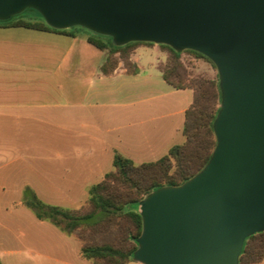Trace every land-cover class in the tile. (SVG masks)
I'll list each match as a JSON object with an SVG mask.
<instances>
[{
	"label": "water",
	"instance_id": "1",
	"mask_svg": "<svg viewBox=\"0 0 264 264\" xmlns=\"http://www.w3.org/2000/svg\"><path fill=\"white\" fill-rule=\"evenodd\" d=\"M26 10L55 30L83 27L116 47L195 51L219 73L217 144L204 168L141 202V264H240L264 232V0H0V22Z\"/></svg>",
	"mask_w": 264,
	"mask_h": 264
},
{
	"label": "crops",
	"instance_id": "2",
	"mask_svg": "<svg viewBox=\"0 0 264 264\" xmlns=\"http://www.w3.org/2000/svg\"><path fill=\"white\" fill-rule=\"evenodd\" d=\"M88 39V34L75 31L0 26V209L12 214L5 221L17 228L13 235L34 233L45 248L47 239L42 231L48 228L46 221L26 215L23 192L30 187L39 195V186L52 185L53 180L46 163L35 165L32 160H55L61 168L55 183L62 186L74 175L73 169L64 168L65 161H73L72 166L78 169L80 160L100 159L92 149L80 151L81 138L103 146L104 153L112 149V144L100 136L122 132L123 126L133 128V121L143 111L136 105L143 99L168 96L163 106L173 110L169 116L185 115L190 108L179 106L176 96L185 90H177L164 79L161 65L166 55L157 46L134 50L132 60L139 68L137 74H128L119 65L106 75L102 67L109 53ZM163 106L153 104L147 110ZM184 124L185 120L181 131ZM155 142L153 146L160 148L168 143L164 136ZM127 158L133 160L129 154ZM107 173L101 169L103 179ZM258 264H264V259Z\"/></svg>",
	"mask_w": 264,
	"mask_h": 264
},
{
	"label": "trees",
	"instance_id": "3",
	"mask_svg": "<svg viewBox=\"0 0 264 264\" xmlns=\"http://www.w3.org/2000/svg\"><path fill=\"white\" fill-rule=\"evenodd\" d=\"M0 26L26 27L41 31L71 33L67 30H55L46 23L17 20L0 23ZM89 42L100 50H107L109 55L102 67L106 75L113 73L118 64L113 57L120 51H133L141 44L134 42L124 47H116L108 39H99L89 35ZM172 63L161 66L164 79L177 90L190 89L194 92L193 103L185 112L183 135L185 141L175 145L167 155L154 162L136 164L132 159L116 153L114 169L104 179L93 185L88 204L90 211L63 209L49 206L39 199L36 192L25 189L24 204L32 209L41 221H50L56 227L81 242V255L91 264H129L134 260L138 249V238L142 234L143 221L140 202L145 195L165 186H179L201 171L210 160L216 147L214 121L220 111L221 93L216 81L190 79L180 62V54L169 46ZM197 58L210 61L201 53L188 50ZM131 59L126 62L128 74H137L139 68ZM212 62V61H210ZM135 64L130 70L128 65ZM116 227L113 243L88 244L82 238V232H104ZM264 259V232L247 238L240 264H258ZM0 264H2L0 262Z\"/></svg>",
	"mask_w": 264,
	"mask_h": 264
},
{
	"label": "rangeland",
	"instance_id": "4",
	"mask_svg": "<svg viewBox=\"0 0 264 264\" xmlns=\"http://www.w3.org/2000/svg\"><path fill=\"white\" fill-rule=\"evenodd\" d=\"M17 20L28 22L41 21L45 23L42 16L34 10H26L7 22H14ZM67 31H75L81 34L92 35L99 39H108L112 41L110 37L96 34L80 26L70 28ZM140 46H157L159 50L166 55V61L162 63L161 66L172 63V55L170 51L161 48V45L141 44ZM132 52L120 51L116 53L113 57V63L118 64V66L122 65L124 68L127 67L126 62L131 59ZM179 54L180 62L190 79L216 81L220 89L219 73L213 62L204 58H197L195 55L186 51L179 52ZM134 66L135 64H130L128 65V68L133 70ZM176 96L178 97L179 106L189 108L193 102L194 93L189 89L183 92H178ZM168 100V96L159 97L151 101L146 98L143 99L136 105V107L138 109L142 108L144 112L141 111L140 117L138 116V118L133 121V128H125L123 126L122 132L112 131L110 134H102L100 136L102 139L106 140V143L109 142L112 144L113 148L115 147L116 149L112 148L104 153V150H102L103 146L98 145L95 141L92 142L89 138H81L80 144L78 145L80 151L90 152L92 149V152L100 157V159L95 161L80 160V167L78 169L72 166V163H74L73 161H65L64 168L73 169L71 174L74 175L70 176L62 186L60 184L56 185L55 183L56 174L61 172V168L56 166L55 160H32L31 162L35 165L40 164V162L46 163L49 178H52L53 180L52 185L47 183L39 186V199L49 206L60 207L63 209H80L82 212L90 211V206L88 204L90 198L89 190L93 185L103 179L105 173L114 169L113 160L116 153L123 155L126 154L125 156L127 157L129 154V156L133 157V161L136 164H141L144 162L157 161L164 155L168 154L165 153L167 148H173L176 144L183 143L185 137L182 134L181 129L185 120V115L173 114L169 116L168 114L173 112V110L163 106L164 101ZM153 104H160V106L163 107L148 111L147 108ZM162 136H164L165 141L168 142L166 146H163L162 148L157 146L154 147L153 145L157 144L155 141L162 139ZM129 137L134 138V141L130 140ZM90 141L92 143H90ZM131 143H135L136 146H131ZM99 162L101 165H99ZM101 169L104 174H101ZM3 170L7 169L5 168ZM91 171H93L92 174ZM87 173L90 175H85ZM86 179L89 181L85 183ZM72 180H74L73 183L71 182ZM146 196L147 195H145L143 199ZM24 199L25 191L23 192V201ZM22 209L25 211L26 215H31L32 218L37 221L36 215L32 209L26 206ZM11 215L12 214L7 213L5 209H0V261L3 264H91L81 255V242L56 227L50 221H46L45 225L48 227L47 230L42 231V236H45L46 234V248L43 244L42 246L39 245L37 235L34 233L31 235H13V231L17 230V228L6 223L7 220L5 221V219L10 218ZM116 230V227L111 226L109 230L105 229L104 232L85 231L82 232V238L88 244H101L103 242L113 243L116 238ZM13 250L18 251L17 254L10 253ZM131 264H138V262L132 261Z\"/></svg>",
	"mask_w": 264,
	"mask_h": 264
}]
</instances>
